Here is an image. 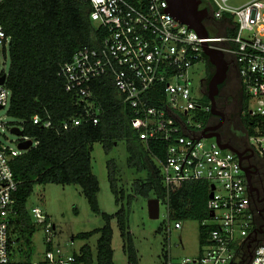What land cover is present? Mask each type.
<instances>
[{
  "label": "built area",
  "instance_id": "obj_1",
  "mask_svg": "<svg viewBox=\"0 0 264 264\" xmlns=\"http://www.w3.org/2000/svg\"><path fill=\"white\" fill-rule=\"evenodd\" d=\"M88 1L97 44L77 50L61 65L67 91L74 93L83 107V114L65 121L63 128L99 123L102 106L94 99L92 83L97 78L112 77L123 102L131 108L140 141L148 149L152 141L166 145L164 159L152 154L161 170L169 214L163 264H264V218L257 204L264 198L251 193L243 170L246 165L234 151L222 149L215 137H202L211 125L212 105L204 101L208 83L202 79L196 88L191 74L198 62L207 60L204 43L222 50L230 62L229 71L235 68L240 77L247 110L264 118V1L233 8L229 0H202L201 6L210 8L205 21L220 20L228 14L236 28L234 34L213 35L208 31L209 37L177 20L169 11V0ZM11 41L0 22V79L4 74L8 78ZM11 99L6 79L0 82L1 109L9 110ZM33 121L53 127L50 116L44 119L37 114ZM15 126L24 131L22 125ZM247 137L248 146L264 158V147H255ZM253 137L264 139L261 132ZM29 139L33 140L32 147L38 144L25 133L18 136L16 148L0 139V264H86L81 259L82 247L73 252L55 241L56 225L38 206L32 208L31 215L34 224L44 230V258L29 261L12 253L10 224L17 215L13 195L18 182L11 160L26 151L19 144ZM198 180L207 181L210 193H214L207 203L209 218L202 222L207 227V242L197 257L175 259L169 233L182 228V222L172 225L170 194L184 182Z\"/></svg>",
  "mask_w": 264,
  "mask_h": 264
},
{
  "label": "trees",
  "instance_id": "obj_2",
  "mask_svg": "<svg viewBox=\"0 0 264 264\" xmlns=\"http://www.w3.org/2000/svg\"><path fill=\"white\" fill-rule=\"evenodd\" d=\"M90 10L88 0H5L0 5V22L12 37L7 78L12 99L8 114L24 127L25 135L38 142L11 160L18 182V189L13 195L17 215L10 224L11 250L15 257L32 259V238L38 227L32 220L27 203L37 184H79L91 209L103 216L105 224L101 228L78 233L75 237L89 240L99 233L96 245L98 264H115L111 222L116 218L128 264H139L130 226L131 205L138 195L148 199L157 197L165 202L161 170L152 154L164 159L166 145L152 141L148 149L140 141L134 129L131 108L123 102L110 76L97 78L92 83L94 99L102 106L99 123H84L68 130L63 128L65 121L83 114L77 96L67 91L60 68L77 50L96 46L98 35L90 19ZM205 25L213 35L234 34L236 31L228 14L220 20L207 19ZM216 26H220L221 32L214 28ZM206 59L210 66V80L215 67L208 57ZM226 83L227 80L220 85V93L216 97L219 109L220 101L223 102L226 97ZM229 97L230 102L240 109L241 123L247 136L258 132L264 135V118L253 116L247 110L248 101L240 82ZM204 101L209 103V97L206 96ZM37 114L44 119L50 116L53 127L34 123L33 117ZM214 118L211 114V121ZM120 140L126 142L129 167L146 170L147 175L144 179L134 180L131 192L125 194L124 188L118 185L117 163L114 159L109 160L110 186L118 206L115 213L109 214L102 211L99 205L100 182L93 172L92 149L93 143L102 142L109 152ZM209 197V183L204 180L184 182L170 194L171 219L176 222L199 220L201 246L207 242V227L202 222L209 218ZM257 204L261 206L258 200ZM261 221L264 222V219ZM82 253L81 259L86 264L94 263L95 252L90 244L82 246Z\"/></svg>",
  "mask_w": 264,
  "mask_h": 264
},
{
  "label": "rangeland",
  "instance_id": "obj_3",
  "mask_svg": "<svg viewBox=\"0 0 264 264\" xmlns=\"http://www.w3.org/2000/svg\"><path fill=\"white\" fill-rule=\"evenodd\" d=\"M251 1L254 0H229L228 5L233 8H239ZM214 28L221 32L220 26ZM244 34L248 35L249 33L245 32ZM7 62L8 67H10L9 54H7ZM191 74L196 88L200 87L202 79H205L208 83L210 74L208 60L198 62L192 68ZM228 90L233 93L235 87H231ZM233 110L230 109L229 112H233ZM238 113V116L228 120L227 124L232 125L240 137L242 136V138L247 139V131L241 123L240 109ZM15 123L16 120L8 114V107L0 110V139L13 148L17 147L18 140V136L11 132V127ZM249 141L257 148L264 147V139L250 136ZM128 158L129 153L124 140L118 141L109 152L105 150L102 142L93 143L92 166L93 172L97 175L100 182V191L98 193L99 205L102 211L109 214L115 213L118 209L115 195L110 186L108 174L109 160L114 159L117 163L118 185L124 188L125 194L131 192V184L134 180L144 179L147 175L146 170L138 171L129 167ZM157 165H159L158 162ZM27 205L30 213L33 207L38 206L50 216L56 225L57 233L55 241L65 248L74 252L79 251L85 243L90 244L95 252L93 264H98L96 245L100 234H95L89 240L79 239L75 236L81 232L101 228L105 224V220L101 214L91 209L88 199L79 184H37ZM168 220V205L165 202L161 201L160 203L159 218H151L148 208V198L138 195L133 200L130 212V226L139 257V264L164 263L163 252L167 236L165 226L168 224ZM174 222L172 221V225ZM181 222L182 228L172 229V232L169 233L172 255L175 259L183 257L195 258L201 251V223L196 219H184ZM111 225L114 230L112 244L115 264H128L127 255L124 250V240L116 218L112 220ZM44 237V230L38 227L32 238V259L42 260L44 258L46 251ZM72 242H74L73 245H71Z\"/></svg>",
  "mask_w": 264,
  "mask_h": 264
},
{
  "label": "water",
  "instance_id": "obj_4",
  "mask_svg": "<svg viewBox=\"0 0 264 264\" xmlns=\"http://www.w3.org/2000/svg\"><path fill=\"white\" fill-rule=\"evenodd\" d=\"M170 7L169 11L176 17L180 22L187 24L190 28L196 30L202 37H209V32L205 25V19L209 16L208 9L202 7V0H169ZM204 51L208 56L210 63L215 67V73L208 81V97L212 105V114L221 117L219 123L215 126H208L204 129L202 133L203 138H212L217 139L218 144L222 149H230L234 151L243 163V157L240 150H238L231 143L223 142L220 134L216 132L220 126L225 122V115L218 109L217 105V95L220 92V85L225 82L228 76L230 69V62L227 60L225 53L220 49L211 48L209 44L204 43ZM7 75L4 74L1 76L0 82L5 83ZM2 106H0V109ZM11 132L16 135H24V131L20 127H12ZM33 140L29 139L22 141L19 144V148L23 150H28L32 147ZM243 170L246 172L249 188L252 194L257 192V187L253 183V172L251 166H243ZM215 189V186H212ZM214 193H210V197H213ZM263 200V199H262ZM160 199L157 197H152L148 199V208L151 218H159L160 216ZM214 213L212 212L211 215Z\"/></svg>",
  "mask_w": 264,
  "mask_h": 264
},
{
  "label": "flooded vegetation",
  "instance_id": "obj_5",
  "mask_svg": "<svg viewBox=\"0 0 264 264\" xmlns=\"http://www.w3.org/2000/svg\"><path fill=\"white\" fill-rule=\"evenodd\" d=\"M227 83L224 88V91L226 93V97L224 98V101H220L221 108L219 109L221 112L225 115V122L222 126H220L218 129H216V132H218L225 142L231 143L233 146H235L238 150L241 151L242 157H243V163L246 166H251V170L253 172V183L255 187H257V195L260 198H264V195L262 196V190H264V158H262L255 149L248 146V138L244 139L242 136L240 137L234 127L232 125H228L227 121L230 119H233V117L238 116V105L231 103L229 100L233 93L228 90L231 87H237L240 82V77L237 73V70L235 68H232L228 72L227 76ZM225 80V81H226ZM220 93V92H219ZM228 95V96H227ZM233 101V100H232ZM233 109V112H229ZM215 118L211 121L210 126H215L219 123L221 120L220 116L214 115ZM261 211L262 216L264 218V201L261 202ZM264 231V229H263Z\"/></svg>",
  "mask_w": 264,
  "mask_h": 264
}]
</instances>
